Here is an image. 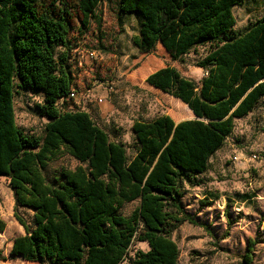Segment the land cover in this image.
<instances>
[{
    "label": "trees",
    "instance_id": "trees-1",
    "mask_svg": "<svg viewBox=\"0 0 264 264\" xmlns=\"http://www.w3.org/2000/svg\"><path fill=\"white\" fill-rule=\"evenodd\" d=\"M103 1L0 0V177L9 180L13 216L25 233L12 240L9 253L38 264H121L137 240L149 250L136 252L130 264H178L173 232L186 222L197 225L182 207L181 181L205 173L234 120L264 98V16L236 33L232 9L245 0H117L120 14L141 19L132 39L140 53L161 45L178 60L210 47L196 65L205 73L199 81L171 66L147 77L195 118L135 121L138 147L129 159L88 113L56 107L73 88L74 19L81 31L91 21L100 24L95 12ZM58 47L64 51L56 56ZM15 84L44 96L37 113L49 123L39 137L15 122ZM61 154L79 165L48 180V166ZM136 200L130 216L119 214ZM22 209L33 212L31 224ZM5 229L0 217V232ZM258 243L248 242L245 264L253 263Z\"/></svg>",
    "mask_w": 264,
    "mask_h": 264
},
{
    "label": "rangeland",
    "instance_id": "rangeland-1",
    "mask_svg": "<svg viewBox=\"0 0 264 264\" xmlns=\"http://www.w3.org/2000/svg\"><path fill=\"white\" fill-rule=\"evenodd\" d=\"M95 13L101 18L100 24L91 21L86 30L81 31L74 19L69 34V64L76 97L59 100L56 107L60 112L88 113L110 141L124 146L130 159L138 147L132 131L135 121L150 122L163 115H169L174 122L195 118L178 99L150 86L147 77L171 66L199 81L205 73L196 65L210 47H197L178 60H173L161 45L140 53L132 40L139 33L138 16L120 14L117 0H104ZM232 13L234 31L242 33L264 16V0H245ZM63 51L56 48V56ZM14 90L17 126L27 135L41 136L47 122L38 115L37 107L43 105L44 96L21 90L17 84ZM78 165L72 157L61 154L49 164L46 177L52 180L60 169L73 170ZM180 185L182 207L197 225L186 222L173 232L179 250L178 264H245L243 256L250 240L260 242L255 246L252 264H264V98L247 116L234 120L231 135L210 158L208 170L185 178ZM139 204V200L128 203L119 214L128 217ZM13 208V191L9 181L2 177L0 217L6 229L0 232V264H38L9 253V243L25 234L14 219ZM20 214L31 224L32 211L22 209ZM148 250L147 243L134 240L121 264H130L136 252Z\"/></svg>",
    "mask_w": 264,
    "mask_h": 264
},
{
    "label": "built area",
    "instance_id": "built-area-1",
    "mask_svg": "<svg viewBox=\"0 0 264 264\" xmlns=\"http://www.w3.org/2000/svg\"><path fill=\"white\" fill-rule=\"evenodd\" d=\"M90 55H91V57H94V53H91V52H90ZM75 97H76V93H75V92L73 91V89H72L71 92L69 93L67 99L72 100V99H74Z\"/></svg>",
    "mask_w": 264,
    "mask_h": 264
},
{
    "label": "crops",
    "instance_id": "crops-1",
    "mask_svg": "<svg viewBox=\"0 0 264 264\" xmlns=\"http://www.w3.org/2000/svg\"><path fill=\"white\" fill-rule=\"evenodd\" d=\"M235 8V7H234ZM46 119V118H45ZM46 122L47 123H49L48 122V119H46ZM181 122V121H180ZM47 123H45V125L47 124ZM176 123H179V122H176ZM26 134V133H25ZM0 178H2V177H0ZM3 178H5V177H3ZM7 179V178H6ZM8 180V179H7ZM9 181V180H8ZM11 246H12V241L9 243V249H11Z\"/></svg>",
    "mask_w": 264,
    "mask_h": 264
}]
</instances>
